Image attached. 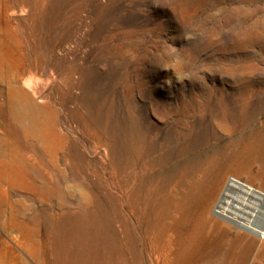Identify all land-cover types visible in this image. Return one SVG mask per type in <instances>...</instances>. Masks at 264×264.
Here are the masks:
<instances>
[{
  "label": "rangeland",
  "instance_id": "374dc122",
  "mask_svg": "<svg viewBox=\"0 0 264 264\" xmlns=\"http://www.w3.org/2000/svg\"><path fill=\"white\" fill-rule=\"evenodd\" d=\"M0 66L55 131L0 177V264H264L215 215L264 191V0H0Z\"/></svg>",
  "mask_w": 264,
  "mask_h": 264
},
{
  "label": "bare ground",
  "instance_id": "6f19581e",
  "mask_svg": "<svg viewBox=\"0 0 264 264\" xmlns=\"http://www.w3.org/2000/svg\"><path fill=\"white\" fill-rule=\"evenodd\" d=\"M31 81V75L14 74L0 66L1 179L17 170L26 155L32 153L43 158L47 150L53 148L55 131H47L43 120L44 101L36 96L44 87L40 85L35 95L33 89H29ZM51 162L54 165L53 159ZM1 179L0 184L4 185ZM262 195L264 191L231 177L219 195L215 215L244 232L260 229L264 219ZM257 199H263V204L258 205Z\"/></svg>",
  "mask_w": 264,
  "mask_h": 264
},
{
  "label": "built area",
  "instance_id": "2783aa9c",
  "mask_svg": "<svg viewBox=\"0 0 264 264\" xmlns=\"http://www.w3.org/2000/svg\"><path fill=\"white\" fill-rule=\"evenodd\" d=\"M264 198V195H262ZM257 204L262 205L263 204V199H257ZM264 213V212H263ZM253 236H255L257 239L260 241H264V219L261 223V228L260 229H252V232H250Z\"/></svg>",
  "mask_w": 264,
  "mask_h": 264
}]
</instances>
